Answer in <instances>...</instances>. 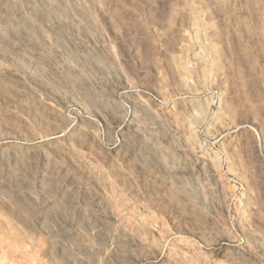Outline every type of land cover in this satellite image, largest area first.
I'll use <instances>...</instances> for the list:
<instances>
[{
  "label": "rangeland",
  "instance_id": "1",
  "mask_svg": "<svg viewBox=\"0 0 264 264\" xmlns=\"http://www.w3.org/2000/svg\"><path fill=\"white\" fill-rule=\"evenodd\" d=\"M63 9L77 29L59 32L99 63L73 72L100 84L79 95L102 113L71 104L42 118L33 89L0 105V264H264V0ZM106 89L122 92L99 99ZM11 91L0 83V100ZM137 119L135 143L124 132ZM84 125L94 146L76 136ZM140 143L146 161L125 165L124 148ZM143 163L168 187L152 195L137 175Z\"/></svg>",
  "mask_w": 264,
  "mask_h": 264
},
{
  "label": "bare ground",
  "instance_id": "2",
  "mask_svg": "<svg viewBox=\"0 0 264 264\" xmlns=\"http://www.w3.org/2000/svg\"><path fill=\"white\" fill-rule=\"evenodd\" d=\"M72 1L73 0H0V83L4 84V82H6L13 89V91L4 98L2 97L0 105L3 104L13 107L18 102H24L27 98L31 97L33 89V91L38 90L44 95L42 99L37 101L34 105V109H32L33 113L35 112L41 115L42 118L56 120V115L65 112L71 104L78 105L87 115L89 113H95L96 115L102 113L100 102L99 104H89L79 95V90H83L81 92H84L91 89H98L100 88V84L97 83L96 80H91L89 78L80 81L73 75L75 71L78 73H86L90 71L92 67L98 66L99 63L97 58L95 56H90L89 58L81 56V47L72 41L70 42L64 34L59 32L61 27L69 28L71 31L77 29V23L70 22L66 18L67 15L62 12L64 10L63 8L71 4ZM112 73L113 70L111 71L109 68L104 69V75L107 78H111ZM104 81L106 80L104 79ZM69 83H75L77 85V90L72 87L69 88ZM111 84V87L116 88L117 83L115 81H112ZM107 89V92L101 90L103 93H100L99 99L107 100L110 97L113 98L114 93L117 92L113 89ZM6 90H4V92ZM118 92H122V89H119ZM97 94L95 96H97ZM84 95L87 94L84 92ZM106 96L109 97L105 98ZM146 115L148 116V114ZM85 118L86 115H84L81 120H85ZM156 124V126L159 125L158 123ZM141 125L140 121H138L136 127L127 129L124 132L126 139L132 140L135 143L136 141L140 142V139L142 141L143 129L141 130ZM149 127L151 131L157 129L153 124L152 127L150 125ZM144 131L146 132V130ZM76 136L79 140L83 141L85 145L89 144L94 146L96 144L95 135L92 134L91 130L88 129L86 125L76 129ZM129 145L130 144H127L124 148L122 159L120 158L122 162H126L130 166H133L144 161V155L138 152L143 145L140 143L138 149H134L135 147L131 145L129 147ZM175 147L177 146L175 145ZM56 151V153H59V157L64 158L66 156L61 149H57ZM137 153L143 156L140 154L138 156ZM128 154H131V156L128 157ZM132 155L135 158L137 156V160L134 159L133 161V158H131ZM130 166L127 167L129 168ZM151 167L153 166L151 165ZM154 172L155 170L153 171V169H150L148 166H141L138 172L139 174H137L140 177L138 178L141 179V183L144 185H152V192H150L152 195L165 189V187H168L167 184L170 183H167L164 177H161V174L158 175ZM130 180L133 181L135 185L137 184V179H133L132 177ZM185 205L186 204L183 206ZM196 207L195 205H191L188 208L189 214L192 217H197L199 214L197 213L199 210L197 211ZM224 249V242L219 243L215 248V250L220 253L223 252Z\"/></svg>",
  "mask_w": 264,
  "mask_h": 264
}]
</instances>
